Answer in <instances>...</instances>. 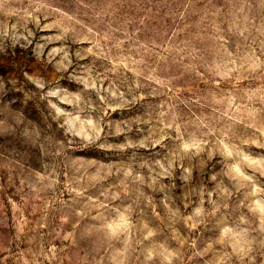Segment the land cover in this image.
I'll list each match as a JSON object with an SVG mask.
<instances>
[{"label": "rangeland", "instance_id": "obj_1", "mask_svg": "<svg viewBox=\"0 0 264 264\" xmlns=\"http://www.w3.org/2000/svg\"><path fill=\"white\" fill-rule=\"evenodd\" d=\"M0 264H264V0H0Z\"/></svg>", "mask_w": 264, "mask_h": 264}]
</instances>
